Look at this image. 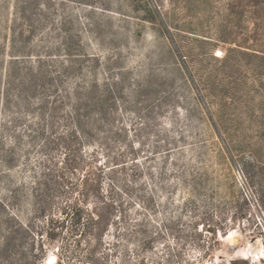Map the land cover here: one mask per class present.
I'll return each mask as SVG.
<instances>
[{
	"label": "rangeland",
	"instance_id": "rangeland-1",
	"mask_svg": "<svg viewBox=\"0 0 264 264\" xmlns=\"http://www.w3.org/2000/svg\"><path fill=\"white\" fill-rule=\"evenodd\" d=\"M257 2L263 6L261 18H249L248 7L238 16L237 0H0L1 61H7L11 51L25 50L33 54L28 59L32 63L40 51L56 53L59 48L55 60L67 66V47H59V40L73 44L79 37L83 52L100 61V82L111 91L116 87L115 104L108 112L125 133L100 159L102 188L116 208V226L106 238L118 255L112 264H138L142 258L150 264H166L168 259L171 264H264V231L242 234L237 227L247 230V223L230 221L236 196L251 191L243 187L240 167L232 169L223 154L193 87L205 89L202 94L214 116L222 100L231 103L262 90L260 63L248 64L236 46H247L254 22L257 32L250 44L264 46V0ZM156 18H162L166 29ZM28 24H33V33ZM22 34L30 37L25 45ZM220 82L229 87L224 97L209 87ZM165 150L171 152L163 155ZM239 157L236 152L234 159ZM191 174L214 214L205 226L227 230V235L217 233L213 241L198 220L200 247L177 245L163 234L152 251L138 248L137 223L147 222L149 231L164 233L160 226L167 220L176 223L179 216L181 232L189 230L192 219L182 207L188 197L182 181ZM219 210L225 212L222 218ZM246 213L254 215L251 206ZM255 221L264 226L262 214ZM44 250L35 252L37 262L46 264L50 257L54 264L55 248L46 243Z\"/></svg>",
	"mask_w": 264,
	"mask_h": 264
},
{
	"label": "trees",
	"instance_id": "trees-1",
	"mask_svg": "<svg viewBox=\"0 0 264 264\" xmlns=\"http://www.w3.org/2000/svg\"><path fill=\"white\" fill-rule=\"evenodd\" d=\"M245 7L249 8V18H261L263 6L257 0H237L236 14L243 16ZM25 19L32 23L31 18ZM156 19L166 29L162 18ZM28 27L33 33V24ZM253 27L247 46H236L249 58L248 64L260 63L264 76V46L256 49L250 44L255 41V22ZM20 37L24 45L29 42V36ZM12 40L15 43V36ZM72 42L62 37L59 40V47H67V66L55 60L59 48L56 53L40 51L32 63L28 59L33 54L25 50L11 51L7 61L0 59V264H39L35 252L45 253L46 243L55 248L54 264H112L111 258H118L109 248L115 244L106 239L116 226V208L102 188L100 160L125 133L108 112L115 104L116 87L111 91L100 82V61L83 52L81 39L76 37ZM2 55L0 46V58ZM193 87L222 143L223 154L232 169L240 167L243 187L251 191L249 196H236L230 221L247 223V230L237 227L242 234L262 235L264 226L259 227L255 216L264 217V85L257 96H237L231 103L222 100L218 116L204 100L205 89ZM209 87L218 97L229 92L223 82ZM170 152L165 150L163 155ZM236 152L238 160L234 159ZM182 183L188 194L182 207L192 219L189 230L181 232L179 216L176 223L167 220L160 226L164 233L149 231L147 222L137 223L138 248L152 251L165 234L177 245L200 247L198 220L213 241L217 233L227 235V230L205 226L214 214L199 189L201 183L192 174ZM250 206L254 215L246 213ZM217 213L221 218L225 215L224 210ZM171 262L166 260V264ZM138 264L150 263L142 258Z\"/></svg>",
	"mask_w": 264,
	"mask_h": 264
},
{
	"label": "bare ground",
	"instance_id": "bare-ground-1",
	"mask_svg": "<svg viewBox=\"0 0 264 264\" xmlns=\"http://www.w3.org/2000/svg\"><path fill=\"white\" fill-rule=\"evenodd\" d=\"M51 257H52V258H54V256H51ZM49 259H50V257H49ZM49 259H48V260H49ZM50 263H51V262H49V263H46V264H50Z\"/></svg>",
	"mask_w": 264,
	"mask_h": 264
},
{
	"label": "water",
	"instance_id": "water-1",
	"mask_svg": "<svg viewBox=\"0 0 264 264\" xmlns=\"http://www.w3.org/2000/svg\"><path fill=\"white\" fill-rule=\"evenodd\" d=\"M55 260H53V262H54ZM49 262V260H47V263Z\"/></svg>",
	"mask_w": 264,
	"mask_h": 264
}]
</instances>
